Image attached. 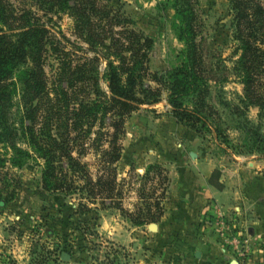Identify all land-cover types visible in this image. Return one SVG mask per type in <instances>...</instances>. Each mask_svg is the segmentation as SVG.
I'll use <instances>...</instances> for the list:
<instances>
[{
  "label": "rangeland",
  "instance_id": "obj_1",
  "mask_svg": "<svg viewBox=\"0 0 264 264\" xmlns=\"http://www.w3.org/2000/svg\"><path fill=\"white\" fill-rule=\"evenodd\" d=\"M193 2L197 38L227 69L225 80L209 81L204 97L210 124L218 125L217 136L211 128L196 132L175 120L162 94L157 102L136 105L122 117L116 131L119 157L112 163L102 153L112 127L100 111L91 109L107 93L106 60L118 64L124 46L135 48L141 37H148L143 64L148 72H160L181 47L171 28V0H93L89 26L67 9L31 6L58 50L49 48L44 56L50 99L37 102L33 136L41 144L47 131L56 140L63 138L69 155L85 162L92 178L106 173L105 166L113 168L115 197L102 205L82 198L88 208L81 209L77 196L87 189L40 187L43 157L22 130L20 84L12 79L8 100L0 105V130L15 129L10 140L28 155L20 167L12 166L9 136L0 141V156L5 158L0 186L2 181L9 187L14 178L20 181L14 196L0 205V264H145L144 258L150 259L148 264H228L230 259L264 264V113L258 115L257 107L246 102L233 67L239 49L228 0ZM122 54L129 56L127 51ZM93 55L96 59L88 58ZM59 58L70 62L65 73L74 69L63 88L59 82L66 78ZM82 61L86 64L76 69ZM142 80L154 85L148 76ZM138 88L137 83L136 94ZM48 106L47 121L43 114ZM148 164L157 167L146 169ZM213 170H218L214 186L223 187V194L200 196L206 186L203 176ZM156 201L160 214L150 221ZM194 249L202 256H194ZM61 251L68 257L60 258Z\"/></svg>",
  "mask_w": 264,
  "mask_h": 264
},
{
  "label": "trees",
  "instance_id": "obj_2",
  "mask_svg": "<svg viewBox=\"0 0 264 264\" xmlns=\"http://www.w3.org/2000/svg\"><path fill=\"white\" fill-rule=\"evenodd\" d=\"M15 1L0 0V105L8 100L10 90L7 89V85L14 83L12 79H16L20 84L21 106L24 107L22 130L28 131L27 142L43 157L40 169L42 189H70L75 185L87 189L84 196H77V205L81 209L88 208L85 201L97 200L102 205L108 200L107 203H110L115 197V193H112L115 183L113 168L108 169V166H105L106 173L100 172L92 178L85 162L69 155L68 144L63 138L56 140L50 137L47 131L48 138L41 144L31 130L38 110V100L43 97L45 101L50 99L43 70L44 56L49 48L53 51L57 50V47L48 40L47 26L31 6L43 10L53 7L59 10L67 9L89 26L90 6L93 0ZM228 3L231 11L232 35L237 40L239 49L233 67L242 83L244 99L255 105L260 115L264 113V0H228ZM171 7L173 9L171 28L181 47L174 52L171 59L167 60L166 66L160 72H148L147 66L143 64L146 57L145 49L150 40L148 37H141L135 48L124 46L119 52L118 64H113L108 58L106 60L107 93L103 96L104 101L94 102L91 109L93 112L100 111L101 117L104 121L107 118V122L112 127L108 146L102 151L107 155L109 163L119 157L120 147L116 142V131L122 117L136 105L157 102L162 94L175 120L196 132H200L205 127L211 128L214 137L217 136L218 125L210 124L209 106L205 103L204 97L209 81L225 80L227 69L223 66L220 57L215 58V55L206 51L197 38L199 22L193 0H171ZM122 51H127L129 56L123 55ZM88 58L96 59V56ZM63 59L59 58L61 64H64L62 73H65L70 62ZM77 64L76 69H79L86 62ZM73 71L69 70L65 73L63 78L66 79L59 82L61 88L67 86L69 83L67 76L72 75ZM145 76H148L154 85L144 83L142 79ZM137 83L138 94L134 91ZM188 98L192 100L190 105L184 102ZM49 106L43 114L47 121L51 118ZM15 133V129L6 133L0 130V141H5V136H9L8 141L13 151L8 157L9 164L20 167L23 163L22 159L28 155V152L11 142L10 138L12 139ZM63 155L67 158L61 160ZM4 161L5 158L0 156V166ZM153 166L157 167L156 164H148L146 169ZM2 173L4 172H0V175ZM217 173L218 170H213L208 177V181L216 186L218 184L213 177ZM78 179H81V184ZM2 182L0 205L12 198L20 185L18 178H14V183L10 187L8 182ZM82 198L85 201H82ZM155 206L157 210L150 214V221H154L160 214L157 201ZM129 220L136 223L142 221L140 218H129Z\"/></svg>",
  "mask_w": 264,
  "mask_h": 264
},
{
  "label": "crops",
  "instance_id": "obj_3",
  "mask_svg": "<svg viewBox=\"0 0 264 264\" xmlns=\"http://www.w3.org/2000/svg\"><path fill=\"white\" fill-rule=\"evenodd\" d=\"M208 173H206L203 176L205 178V184H206V186L205 187H202V189L200 190L201 193H198V194H200V196L203 195V196H210V197H218V196L222 195L223 194V187L222 188L221 187L218 188V187L214 186L213 184H211L208 181ZM261 229H263V228H261ZM263 232L264 231H262V233ZM198 251H199V254L198 255H200V253H201V256H202V252L200 250H198ZM148 255L149 254H147V257H149V258L152 257V256H148ZM144 257H146V256H144ZM260 258H261V260H264V250H262ZM142 259L140 261H142ZM148 260H150V259L144 258L145 264H148ZM197 264H199V262H197Z\"/></svg>",
  "mask_w": 264,
  "mask_h": 264
},
{
  "label": "water",
  "instance_id": "obj_4",
  "mask_svg": "<svg viewBox=\"0 0 264 264\" xmlns=\"http://www.w3.org/2000/svg\"><path fill=\"white\" fill-rule=\"evenodd\" d=\"M189 155L190 156H194V152L189 151ZM149 225L151 227H154L155 226V223L154 222H151V223H149ZM193 254H194V256H198L199 251L198 250H194ZM59 256H60V258L65 259V258L68 257V254L66 252H64V251H61L60 254H59ZM228 264H236V260L235 259H230L229 262H228Z\"/></svg>",
  "mask_w": 264,
  "mask_h": 264
}]
</instances>
